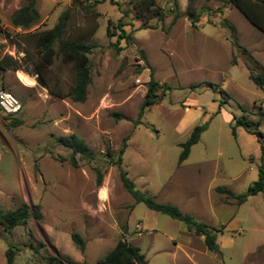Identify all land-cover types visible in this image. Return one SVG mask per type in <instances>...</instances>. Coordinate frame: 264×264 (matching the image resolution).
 Masks as SVG:
<instances>
[{
  "label": "rangeland",
  "instance_id": "374dc122",
  "mask_svg": "<svg viewBox=\"0 0 264 264\" xmlns=\"http://www.w3.org/2000/svg\"><path fill=\"white\" fill-rule=\"evenodd\" d=\"M138 2L37 0L40 19L23 29L12 25V17L25 0H0V60L15 62L0 69V90L21 103L15 114L0 108V211L26 203L42 213L10 234L3 231L0 264H6L9 244L19 247L15 264H48L58 255L96 264L121 237L138 246L149 264H264V191L241 205L217 191L244 193L258 178L259 137L241 125L235 136L231 124L234 117L249 121L264 143V86L249 78L264 72V32L228 0H178L175 23L174 0H157L152 10L137 9ZM67 9L68 32L88 36L93 45L83 102L51 94L25 71L33 68L27 52L39 59L25 39L52 28ZM188 9L200 14L196 25ZM121 18L130 38L117 42ZM230 26L240 46L232 44ZM151 70L161 101L141 116ZM44 75L62 95L75 83V69L61 53ZM206 123L179 164L181 143L195 125ZM72 133L86 141L94 159L78 154V165L71 163L72 151L58 138ZM125 144L122 166L135 187L215 227L220 252L209 251L184 222L135 201L114 163ZM97 168L104 175L100 186ZM73 232L85 239L84 251Z\"/></svg>",
  "mask_w": 264,
  "mask_h": 264
},
{
  "label": "trees",
  "instance_id": "16d2710c",
  "mask_svg": "<svg viewBox=\"0 0 264 264\" xmlns=\"http://www.w3.org/2000/svg\"><path fill=\"white\" fill-rule=\"evenodd\" d=\"M105 0H95V2H101ZM113 1V0H112ZM233 6L237 7L242 14L259 30L264 32V0H228ZM25 5L21 7L12 17V25L14 27H20L27 29L33 24H36L40 19V13L37 9V0H25ZM118 6L121 5L115 2ZM146 8L148 10L155 9L157 7V0H139L135 7ZM159 8V7H158ZM139 9V7L137 8ZM204 10V9H203ZM173 11L175 16L172 23L180 17L178 0L173 2ZM187 17L190 19L193 25L199 21L200 14L192 9L186 11ZM71 16V10L67 9L60 15L57 23L49 29L35 32L25 39L27 42L33 45L39 59H33L30 52L25 54V60H31L33 64L32 70H25L30 74L36 75V79L39 85L48 89L51 94L60 97H69L73 101L83 102L86 100L88 86L92 81L91 65L89 54L93 48V45L88 42V36L80 35L74 36L68 32V22ZM162 20V19H161ZM125 23L123 19H119L117 27L121 31L119 40L122 38H130V35L124 29ZM149 27V26H147ZM233 31L232 44L240 46L238 38L236 36V28L230 26ZM58 45V49H56ZM246 52L248 50L244 49ZM62 54V59L66 63H71L75 69V83L71 87L66 95H62L59 91L54 89L45 78L44 71L54 62L55 58ZM143 59L148 63V59L143 54ZM12 64V57H7L6 60H0V69L7 70L9 63ZM151 68V66H149ZM15 70L21 69L20 66H14ZM249 78L259 87L264 86V72L257 74H249ZM159 83L153 77V71L151 70V77L148 82V91L140 109V115L144 113L145 109L153 104L161 101V97L158 94ZM222 103V102H221ZM221 106V105H220ZM220 110L217 111L219 113ZM235 123L231 124L232 134L236 136V127L241 125L248 132L255 134L259 137L261 142V163L258 167V178L254 181L248 190L244 193L235 194L232 191L217 187L219 193L227 194L231 198L236 200L238 205L247 201L250 196L256 195L259 192L264 191V143L263 133L258 129L252 128V123L234 117ZM20 119L16 120L13 124H20ZM208 128V124H197L192 129L188 139L181 143V152L179 155V164L186 160L191 152L193 145L199 142L202 133ZM60 145L70 149L71 163L74 166L78 165L76 155L87 159H94L95 153L86 141L78 135L72 133L66 136H60L58 138ZM126 144L120 150L118 157L114 160L120 171V178L125 189L134 197L137 203H144L149 209L156 212L170 216L173 219L184 222L188 226V230L194 232L196 235H200L204 238L207 249L211 252H220V247L217 242V229L208 225L203 221L195 219L191 214L185 213L178 205L161 202L155 199V197L145 194L135 187L133 180L128 177L126 170L122 166L123 153L125 152ZM108 154L112 156V152ZM97 184L100 186L103 181V172L100 168H97ZM34 217L36 219H42V213L39 211V205L34 206L31 211L26 203H23L19 208L15 210L0 211V236L3 231L10 234L12 230L20 225H25L27 221ZM1 227L3 228L1 230ZM72 240L77 247L84 251L86 248V241L83 236L78 232L71 234ZM19 250L18 246L9 244L5 251L6 264H15L16 251ZM48 264H86L79 263L72 260L69 257L63 256H49ZM96 264H149L146 255L141 249L129 243L125 237H121L113 249L108 253L97 259Z\"/></svg>",
  "mask_w": 264,
  "mask_h": 264
},
{
  "label": "built area",
  "instance_id": "2783aa9c",
  "mask_svg": "<svg viewBox=\"0 0 264 264\" xmlns=\"http://www.w3.org/2000/svg\"><path fill=\"white\" fill-rule=\"evenodd\" d=\"M0 108L7 114H15L21 108V103L16 95L6 89L0 90Z\"/></svg>",
  "mask_w": 264,
  "mask_h": 264
},
{
  "label": "crops",
  "instance_id": "0c3cea01",
  "mask_svg": "<svg viewBox=\"0 0 264 264\" xmlns=\"http://www.w3.org/2000/svg\"><path fill=\"white\" fill-rule=\"evenodd\" d=\"M24 87V90H26V89H28L26 86H23ZM31 88H32V86H31ZM23 89V88H22Z\"/></svg>",
  "mask_w": 264,
  "mask_h": 264
}]
</instances>
